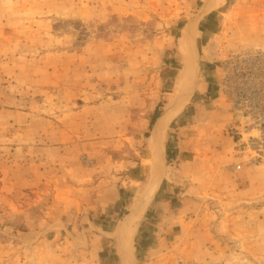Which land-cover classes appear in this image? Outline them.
<instances>
[{
  "label": "rangeland",
  "instance_id": "1",
  "mask_svg": "<svg viewBox=\"0 0 264 264\" xmlns=\"http://www.w3.org/2000/svg\"><path fill=\"white\" fill-rule=\"evenodd\" d=\"M207 1L0 0V264H264V0Z\"/></svg>",
  "mask_w": 264,
  "mask_h": 264
},
{
  "label": "bare ground",
  "instance_id": "2",
  "mask_svg": "<svg viewBox=\"0 0 264 264\" xmlns=\"http://www.w3.org/2000/svg\"><path fill=\"white\" fill-rule=\"evenodd\" d=\"M223 0H208L206 2L205 12L211 11L217 8ZM194 33V25L190 23L187 28L182 32V45L184 49V74L181 76L178 88L177 97L174 100V104H169L168 109L156 120L153 131L150 139V146L152 150V160L150 163L151 170V182L146 187L145 193L136 203L135 207H138L135 214H133L134 218L136 215L141 213L143 209L146 207V203L152 197L157 183L160 179V171L162 167V158L163 151L161 148V136L163 131L165 130L167 124L176 117L179 112L184 108L189 98L193 93V74H192V66H193V52H192V44H191V36ZM132 222V219L124 220L121 224L120 231H124L125 227L128 226ZM128 223V224H127ZM124 236L120 234L119 236V246L122 253V258H124L125 254V244L126 239Z\"/></svg>",
  "mask_w": 264,
  "mask_h": 264
},
{
  "label": "built area",
  "instance_id": "3",
  "mask_svg": "<svg viewBox=\"0 0 264 264\" xmlns=\"http://www.w3.org/2000/svg\"><path fill=\"white\" fill-rule=\"evenodd\" d=\"M239 79L241 80L242 79V76H239ZM238 92L241 94V96H239V99H247L248 98V93L247 92H244V91H239ZM240 103H239V108H242V101L239 100ZM252 105V104H251ZM241 135V134H240ZM259 142L253 140V139H250L248 141H243V142H240V150L243 151L245 153V159L248 160V162H257L258 159H259V156H257V153H258V150L260 148ZM254 160V161H253ZM241 168V164H238L236 166V170H240Z\"/></svg>",
  "mask_w": 264,
  "mask_h": 264
},
{
  "label": "crops",
  "instance_id": "4",
  "mask_svg": "<svg viewBox=\"0 0 264 264\" xmlns=\"http://www.w3.org/2000/svg\"><path fill=\"white\" fill-rule=\"evenodd\" d=\"M263 36H262V42L264 43V34H262ZM208 86V85H207Z\"/></svg>",
  "mask_w": 264,
  "mask_h": 264
}]
</instances>
